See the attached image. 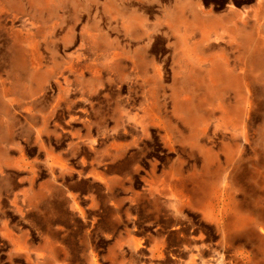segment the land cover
Returning <instances> with one entry per match:
<instances>
[{
    "label": "rangeland",
    "instance_id": "obj_1",
    "mask_svg": "<svg viewBox=\"0 0 264 264\" xmlns=\"http://www.w3.org/2000/svg\"><path fill=\"white\" fill-rule=\"evenodd\" d=\"M62 72L70 90L53 108ZM148 109V133L116 132ZM114 142L126 155L102 158ZM154 165L187 176L182 213L142 197ZM224 174L238 194L221 264H264V233L236 222L258 213L264 224V0H0V264H37L38 253L49 264L47 247L62 264H204L196 247L219 264L223 226L196 192ZM71 193L99 207L84 218Z\"/></svg>",
    "mask_w": 264,
    "mask_h": 264
},
{
    "label": "bare ground",
    "instance_id": "obj_2",
    "mask_svg": "<svg viewBox=\"0 0 264 264\" xmlns=\"http://www.w3.org/2000/svg\"><path fill=\"white\" fill-rule=\"evenodd\" d=\"M228 78L229 79L226 78L227 79L226 82L229 86L232 85V83H235L236 85H240V83H241L240 79L236 76H233L232 74L229 75ZM69 81L70 80L68 79V76L64 75L63 72L61 73L60 76H57V78L55 77L54 82L59 87V91H58V95L56 96V100H55L53 108L60 107L62 100L63 101L66 100L65 97L68 96V92L70 90ZM51 112L49 113V117H51V115H52ZM54 115H55V113H54ZM152 115H153L152 110L148 109L146 111V117L143 116L140 120L137 118V115L133 116V117L129 116L128 121L126 120V121L117 122L116 132L118 131V129L120 127H122L125 131H127V124H133V125H137V126L141 127L142 128L141 131H143L144 133H148V128H149L148 122L149 121L147 118H149L151 120ZM155 119H156V117H155ZM9 133H11L10 130H9ZM37 134H38L37 135L38 143H42L43 142L42 129H38ZM165 138H166V136H165ZM8 139H9L8 143L12 142L11 136ZM83 143H88L89 148L91 150L96 151L95 145H97L99 143V141L97 142L96 139H94L92 136H90V138L86 141H83ZM127 147H129V146L124 144V143H121V142L115 143L114 142L110 145V147H108L106 150H104L101 157L115 161V159H119V158L126 155V153H127L126 151L128 149ZM100 152H102V151H100ZM61 156L56 155L53 152H49V156L47 157V161L50 163L49 165L51 167L60 168L63 172H65L69 163L67 162V159H65ZM207 169L208 170L205 172V174L212 173L210 170V167ZM92 170H93L94 174L97 175L96 177H101L102 179H104V181H107L106 182L107 184H109V183L112 184V183H114L113 181L118 180L117 179L118 177L117 178L116 177H110V178L105 177V175L100 173L98 171V169L96 170V168H93ZM157 172L158 171H156V165H154L152 170H151V173L148 175L149 177L144 179L146 187L144 190L145 193L142 195V197L148 196L149 199H151L153 201V203H156V204L161 203L162 199H164L168 203V206L171 207L176 213H182V211H183L182 203L184 204V201L188 200V198L190 199V196H191V195H189V189L186 186V182H185L186 181L185 179L187 178V176L184 174V172L180 166L177 167L176 169H174L173 171L169 172V173H167V172L164 173L163 175H158ZM216 175H218V174H216ZM234 186H235V182L233 181L232 178H229L228 174H224V176H221L220 178L219 177L213 178V176L207 175L204 177V180H202V187H200L198 184V187H199V189H201L202 193L198 194V191L196 192L197 203L203 209L204 216L207 217V212H208V215L210 214L211 216H216V218H218L217 220L219 221V223H221L223 226V229L220 228V234L222 237V241H221L222 250H221V261L219 264L226 262L225 258L227 255V248L230 247L231 228H230V223H229L228 219H229V215H230V208H231L232 204L235 202L236 194H238L237 193L238 190ZM26 196H27V194L24 195V197H26ZM37 196H38V199H40L39 193L36 196H35V194H33V196L28 197V202H32V201L34 202L35 199L37 198ZM69 198L71 199L73 209L78 211L81 216L86 218L90 212H88V210L87 211L85 210L83 203H82L81 199L79 198V196L71 193V194H69ZM131 198H133V200L135 201L138 198H141V196L139 195V193L133 192V196ZM191 199H192V196H191ZM18 201H19V198L17 199V202ZM115 202H117V201H115ZM90 203H91L90 208H93V210H95L97 207H99V202L97 201V199H95L93 197L90 198ZM215 208L217 209V212H218L217 214L215 213V210H214ZM117 214H119V211H117ZM257 215H258V213H257ZM257 215L254 213H245V214H242L240 216V214L236 213V218H237L236 222L242 226H251L253 228L259 229V230H261V232L264 233V226H263L264 224H263L262 220L259 219L260 215H258V216ZM97 216L98 215L95 212V219H94L95 221L98 220ZM130 234L131 233H129V235ZM128 244L135 254L139 251V249H141V246H143V242L142 241L139 242L133 236L130 238ZM45 251H47L49 254V258H50L49 264H62L59 261V259L57 257H55V254H56L55 250H53L51 247H47ZM195 251H196V255H193V256L199 257L200 260H203L204 264H207L206 261L204 260L206 250H202V248L200 249V248L196 247ZM28 254H29V252H28ZM43 254L44 253H41V254L38 253L36 255L37 256V260H36L37 264H44ZM191 262H195V259L192 258ZM124 263H125V261H124ZM230 263L233 264L232 262H230ZM64 264H66V262Z\"/></svg>",
    "mask_w": 264,
    "mask_h": 264
},
{
    "label": "crops",
    "instance_id": "obj_3",
    "mask_svg": "<svg viewBox=\"0 0 264 264\" xmlns=\"http://www.w3.org/2000/svg\"><path fill=\"white\" fill-rule=\"evenodd\" d=\"M85 200H86V198H85ZM81 201H82V200H81ZM82 203L84 204V202H83V201H82ZM71 208L73 209L72 205H71ZM84 208H85V210H86V211H87V209H91L90 207H87V208H86V207H84ZM88 211H89V210H88ZM152 251H153V250H151V254H152Z\"/></svg>",
    "mask_w": 264,
    "mask_h": 264
}]
</instances>
